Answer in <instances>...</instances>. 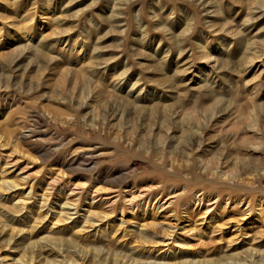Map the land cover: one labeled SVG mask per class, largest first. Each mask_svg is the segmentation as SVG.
I'll list each match as a JSON object with an SVG mask.
<instances>
[{
    "label": "rangeland",
    "instance_id": "rangeland-1",
    "mask_svg": "<svg viewBox=\"0 0 264 264\" xmlns=\"http://www.w3.org/2000/svg\"><path fill=\"white\" fill-rule=\"evenodd\" d=\"M0 111L33 131L29 143L0 139V194L28 208L0 216V264H45L59 250L68 264L73 253L113 264L115 248L136 258L133 232L146 233L153 209L172 228L152 234V260L264 245L263 192L208 180L264 173V0H0ZM97 206L115 212L92 221ZM220 210L222 239L207 227ZM99 239L113 249L93 253Z\"/></svg>",
    "mask_w": 264,
    "mask_h": 264
},
{
    "label": "bare ground",
    "instance_id": "bare-ground-1",
    "mask_svg": "<svg viewBox=\"0 0 264 264\" xmlns=\"http://www.w3.org/2000/svg\"><path fill=\"white\" fill-rule=\"evenodd\" d=\"M203 1V0H202ZM205 1V0H204ZM51 8H52V6H51ZM34 18V17H33ZM33 18H32V20H33ZM31 19V18H30ZM31 20V21H32ZM25 21H27V19L25 20ZM26 23V22H25ZM30 27H32L31 25H30V22H28V23H26L25 24V26H24V29H25V33L26 34H31V28ZM30 37H31V35H30ZM43 45V44H42ZM50 48V47H49ZM180 49V48H179ZM39 52V51H38ZM207 55V54H206ZM43 56V55H42ZM224 65V64H223ZM177 71V70H176ZM13 100V99H12ZM4 103V102H3ZM163 104V103H162ZM9 112H11V111H9ZM35 114H36V112H35ZM42 115H44V114H42ZM36 116V115H35ZM9 116H8V113L7 112H3V111H0V139H2L1 137V135H3L2 133H8L10 136V140H12V139H14L15 141H22V142H26V143H29L31 140V137H32V135H33V131L31 130V128L28 126H24L23 124H25V123H23L22 124V130H20V129H16V127L14 126V125H12L11 124V122L9 121V118H8ZM11 117V116H10ZM26 117V116H25ZM42 116H40V115H38L37 116V118H41ZM30 118V117H29ZM37 118H36V120H37ZM45 118V117H44ZM18 119V118H17ZM24 119V118H23ZM33 119V118H32ZM47 119V118H46ZM19 120V119H18ZM19 121H21V120H19ZM28 121V120H27ZM30 122V121H29ZM33 122V121H32ZM43 122V121H42ZM21 123V122H20ZM62 123V122H61ZM18 125V124H17ZM16 125V126H17ZM6 135V134H5ZM87 135V134H86ZM194 136V135H193ZM6 137H7V135H6ZM42 137V136H41ZM195 137V136H194ZM196 137H197V134H196ZM191 139V138H190ZM8 141V140H7ZM90 148V147H89ZM106 148V147H105ZM85 149V148H84ZM98 149H100V148H98V146H96V147H92L91 149H89V151H87V153L85 152V154H88L87 156H88V161H89V163L91 162V163H93V161H96V158H99V157H101L102 156V154L99 152L98 153ZM113 153H115V149H114V147H113V150H112V152H109V153H107V154H111V155H113ZM79 155V154H78ZM81 155V154H80ZM110 156V155H109ZM122 156V155H121ZM74 157V156H73ZM113 157V156H112ZM111 157V158H112ZM75 158V157H74ZM78 158V157H77ZM76 158V159H77ZM85 157L83 156V159H84ZM100 159V158H99ZM73 160V159H72ZM79 160V159H78ZM101 160V159H100ZM160 160V159H159ZM71 161V160H70ZM76 161V160H75ZM74 161V162H75ZM80 161V160H79ZM98 161V160H97ZM105 162V161H104ZM88 163V162H87ZM160 163V162H159ZM157 165H160V164H157ZM162 165V164H161ZM93 166V165H92ZM161 167V166H160ZM262 170V169H261ZM264 170V169H263ZM105 173V172H104ZM103 174V173H102ZM107 174V173H106ZM203 175L204 176H206L205 175V172H203ZM69 176L70 177H72V175H70L69 174ZM69 176H67V177H69ZM80 176V179H78V182L80 181V182H83L82 184H84V186L86 185V184H88V186H91V184H93L91 187L92 188H96L97 190H100L101 188H98L97 187V185H98V183H104V184H109L107 181H100L99 179H98V177H97V179L96 180H94V179H92L91 177H90V179L88 178V177H86V176H84V175H79ZM75 177V176H74ZM103 177V176H102ZM101 177V178H102ZM197 177V176H196ZM208 177V176H207ZM210 177V176H209ZM106 178H108V177H106ZM214 178V177H213ZM69 179H71V178H69ZM104 179V178H103ZM221 180L219 181V180H210V179H208L209 181H218V183L219 184H221L222 186H225V188L226 187H229V186H231V187H234V188H236V189H248V188H250V189H252V190H256V189H260L262 192H263V194H264V173L262 172V175H260V176H258L257 178H255V179H249V180H244V179H231V178H224V177H221L220 178ZM73 180V179H72ZM76 180V179H75ZM199 180V179H198ZM74 183V182H73ZM75 184V183H74ZM11 185H13L14 187H18L19 188V184L18 183H16V182H13V183H11ZM33 187V186H32ZM10 188H11V186H10ZM21 188V190H23V188L22 187H20ZM8 191V190H7ZM6 190L5 191H3L1 194H0V196H3L4 197V200H5V202H3L4 203V205L2 206V207H0V216H2L1 218H3V219H5V218H7L8 216L5 214L6 212H8V214L9 213H11V214H13V213H17V212H15V208L18 210V212L19 211H21L22 209L24 210L25 208L26 209H28L27 207H25V206H21V205H16V203H15V201H16V197L14 196V195H11V194H8V192H7ZM14 194V193H13ZM23 194H25V193H23ZM19 196H21V195H19ZM44 199L43 200H47L48 199V197L46 196V194H43V195H41ZM250 196H252L251 194H250ZM186 197V196H185ZM252 198V197H251ZM30 200V199H29ZM262 201V200H261ZM45 202H47V201H45ZM252 204L254 203V197L252 198ZM6 203H10L12 206H7V205H5ZM80 203V202H79ZM44 204V203H43ZM57 204V202L55 201L54 203H53V205H56ZM66 204H69L68 202H66ZM66 204H64V206L63 207H65L66 206ZM67 206H69V205H67ZM261 206H264V201H262V204H261ZM13 207H14V209H13ZM78 207V206H77ZM223 208V207H222ZM19 209H21V210H19ZM31 209V208H30ZM29 209V210H30ZM61 209V208H60ZM224 209H226V206L224 207ZM16 210V211H17ZM63 210V209H62ZM4 211H6L5 213H4ZM35 211V210H34ZM32 209L29 211L30 212V214H33V212H34ZM251 211V210H250ZM264 211V210H263ZM22 212V211H21ZM63 212V211H62ZM88 212H90L89 213V216L91 217V219H92V221H99L100 220V218H101V215L103 216L104 215V217H107L108 219H109V217H110V214H112V213H114L115 212V210L114 211H112V212H106L105 210H103V208H102V206H97V207H95V208H89V211ZM24 213V212H23ZM21 214V213H20ZM29 214V215H30ZM36 214H38V213H36ZM158 213H157V211H155L154 209L153 210H151L150 212H148V216L147 217H149L150 218V220L151 221H149V222H147V224L146 225H140V226H142V228H146V233L144 232V231H141V232H133V236H132V240L133 241H135L136 242V244H138L137 246H135V247H131V251L130 252H132L133 253V251H135L136 249H138V251H139V256L137 255L136 256V258H134L133 256H131L130 257V255H126L125 253H127V252H129V251H125L124 250V248L123 249H114V253H113V255H115L116 256V258H115V256L113 257L114 258V263L113 264H200V261H201V258L200 257H203V260H202V262H206V264H246L247 263V261H249L248 260V258L250 259V263L249 264H259V262H260V260H262L261 258H264V256L262 255V257L261 258H259V256H258V259H256V258H254L253 259V256H252V251H255V252H263L264 251V245L262 244V245H257L256 247H252V248H250V249H244L242 246H238V247H233V249L231 250V251H228V252H226L224 249H222V250H217V249H214V251L213 252H209L210 254H206L205 252V254H203V255H201V256H199L198 258H192V259H189V258H186V259H182V257H176V252L174 251L173 252V254H172V256H170V257H164V258H157L155 255L153 256V260L151 259V257H149L148 255L149 254H152V253H154V254H156L157 253V251L158 250H156V251H153L152 250V248L153 247H155L157 244H156V240L153 238V236H152V234H156V236L155 237H157V235H160L161 234V232H164L165 234H168L170 231H168L169 229H168V226H169V228L171 227L172 228V224H167V228H165V227H162L161 225L162 224H160V223H157L156 221H155V216L157 215ZM225 214V210H223V211H218L217 213H214L212 216H208V218L207 219H209L210 220V222H209V224H207V227L208 228H212V230H214L213 231V234H215V233H219L218 234V236H217V238H219V239H222L223 238V236H224V228L222 227V224L220 223V220H219V218L220 217H222L223 215ZM261 214H262V211L260 212V217H259V221H260V224L261 225H263V221H264V217L263 216H261ZM22 215V214H21ZM27 215V214H26ZM44 215V214H43ZM46 215H47V213H46ZM66 215H67V213H66ZM69 215V214H68ZM141 215H142V217H145V215H146V212H142L141 213ZM41 216V215H40ZM39 216V217H40ZM48 216V215H47ZM194 215H193V213H191V212H187L186 213V217L187 218H192ZM218 216V217H217ZM10 217V216H9ZM34 217V216H33ZM164 217H165V215H164ZM215 217H217L218 219L214 222V223H212L213 222V219L215 218ZM0 218V219H1ZM21 218V217H20ZM43 218V217H42ZM65 218V217H64ZM67 218V217H66ZM86 218H88L87 216H86ZM107 218H105V219H107ZM28 219V218H27ZM40 219V218H39ZM45 219H46V216H45ZM54 219V218H53ZM62 219V218H61ZM102 219V218H101ZM69 220V219H68ZM21 221H23V220H21ZM87 221V220H86ZM88 221H91V220H88ZM87 221V222H88ZM101 221V220H100ZM37 222V221H36ZM57 222L58 223H62V225H70V223L68 224V223H65V221L63 220H57ZM64 222V223H63ZM91 223V222H90ZM94 223V222H93ZM51 224L52 225H55L56 223L55 222H53V220H51V222H50V224L48 225V226H51ZM0 225H1V221H0ZM34 225V224H33ZM89 225H91V224H89ZM94 225V224H93ZM32 228H33V226H32ZM51 228V227H50ZM35 229V228H34ZM46 229V228H45ZM52 229V228H51ZM42 230V229H41ZM48 230V229H47ZM85 230V229H84ZM1 231V230H0ZM3 231V230H2ZM61 231V230H60ZM59 231V232H60ZM97 231H102L101 229H99V230H96L95 231V234H97L98 232ZM4 232V231H3ZM2 232V233H3ZM48 232V231H47ZM50 232V231H49ZM56 232V231H55ZM58 232V234H59V236L58 237H56V238H58V240H55V241H59V243H64L65 244V242L67 243V245L68 246H73L72 248H74V245H76L77 243H78V239H76L75 237H73V236H69L68 238H66V235H64V234H62V233H59ZM57 234V235H58ZM89 234V233H88ZM229 234H233V233H229ZM246 234V233H245ZM264 234V233H263ZM242 234H237V235H235L236 237H238V236H241ZM53 236H55L54 234H53ZM51 238V237H50ZM239 238H237V239H235V241H237ZM100 240V239H99ZM97 241L96 243L94 242L93 243V245H92V251H93V253L94 252H96L97 254H99L100 252H101V250H102V247L101 246H104V248H105V246L108 248H111V246H108V241H107V243L106 242H101V240L100 241ZM48 241V239L46 240V242ZM93 241V240H92ZM233 242H235L234 240H232ZM232 241H230V242H232ZM229 242V243H230ZM255 242V241H254ZM131 242H129V244H130ZM55 244H56V242H55ZM90 244V243H89ZM92 244V243H91ZM90 244V245H91ZM156 244V245H155ZM62 245V244H61ZM98 245H101V246H99V248H101V249H99L97 246ZM89 246V245H88ZM129 246V245H128ZM43 247H48L47 248V250H49L50 252H53V250H55L54 252L56 253V250H57V247L55 248V247H53L52 246V244H50L49 242L47 243V244H45V246H43ZM86 247V246H85ZM82 248V247H81ZM108 248V249H109ZM69 249V248H68ZM83 249V248H82ZM89 249V248H88ZM111 249H113V247L111 248ZM156 249V248H155ZM263 249V250H262ZM95 250V251H94ZM248 250H250L251 252L249 253V251ZM49 251H47V252H49ZM72 251V250H71ZM78 252L80 251V250H77ZM87 251V250H86ZM89 251H91V250H89ZM43 252V251H42ZM50 252H49V254H50ZM73 252V251H72ZM103 252V251H102ZM107 252H108V250H107ZM165 252V251H164ZM183 252V251H182ZM30 253V252H29ZM32 253V252H31ZM64 253H65V250L63 251V252H60V250L58 251V253L54 256L53 255V257L52 258H50L49 259V257L48 258H46V262H44L45 264H68V261H67V259H66V257H68V256H66V254L64 255ZM87 253V252H86ZM84 254V253H83ZM82 254V255H83ZM111 254V253H110ZM40 255V254H39ZM82 255H75V253H73V254H69V256H71L72 258H71V260L69 259V263L70 264H86V263H88V262H90L89 264H107L106 262H108L107 260H105V262L104 263H102V261H101V263L100 262H95L94 260H93V258H90V257H88L87 256V254H85L84 256H82ZM96 255V254H95ZM101 255V254H100ZM133 255V254H132ZM92 256H94V255H92ZM104 256V255H103ZM112 256V255H111ZM166 256V255H165ZM31 257V256H30ZM45 257V256H44ZM59 257H63V259H61V260H59L60 258ZM88 257V258H87ZM36 258H38V257H33L32 256V259H30L31 260V262H30V264H34V260H36L37 261V259ZM59 258V259H58ZM96 258V257H95ZM112 258V259H113ZM15 259V258H14ZM22 259V258H21ZM66 259V260H65ZM102 259H104V258H102ZM106 259V258H105ZM237 259L238 260H243L242 262L240 261L239 263H233V262H237ZM23 260V259H22ZM109 260V259H108ZM111 260V259H110ZM160 260H162V262L160 261ZM44 261V260H43ZM82 261V262H81ZM93 261L95 262V263H93ZM231 261V262H230ZM233 261V262H232ZM17 262H18V260H17ZM39 263V262H38ZM110 263V262H109ZM108 263V264H109ZM28 264V263H27ZM36 264V263H35ZM262 264H264V262L262 263Z\"/></svg>",
    "mask_w": 264,
    "mask_h": 264
}]
</instances>
